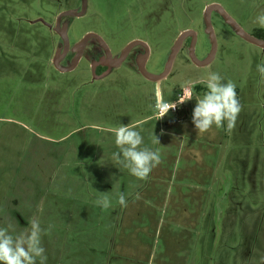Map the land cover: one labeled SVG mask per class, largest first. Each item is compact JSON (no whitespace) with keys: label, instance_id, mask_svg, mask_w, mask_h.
I'll list each match as a JSON object with an SVG mask.
<instances>
[{"label":"rangeland","instance_id":"374dc122","mask_svg":"<svg viewBox=\"0 0 264 264\" xmlns=\"http://www.w3.org/2000/svg\"><path fill=\"white\" fill-rule=\"evenodd\" d=\"M212 3L223 6L246 32L261 36L264 29L252 18L264 9V0H88L69 37L74 42L96 33L113 53L144 41L151 51L147 69L159 74L185 30L198 33V59L208 56L204 11ZM81 6L82 0H0V140L13 150L0 154V163L10 161L14 168L22 157L20 174L37 175L50 195L63 189L49 190L52 175L61 180L68 164L113 161L111 153L118 149L112 129L121 124L134 126L144 146L159 151L160 162L145 179L134 180L127 194L135 217L125 210L120 217L104 211L70 218L59 231L51 228L50 240L45 237V244L59 249L51 256L45 250L44 264H264V79L256 69L264 64V50L241 39L217 15L211 19L217 52L209 66H195L184 44L160 85L163 99L175 102L184 80L216 71L236 85L241 104L231 131L213 126L200 134L192 117H152L157 85L129 62L97 81L84 61L69 73L54 69L59 39L49 26ZM191 91L192 112L202 93ZM88 172L79 168L76 177L85 179ZM112 175L98 178L103 185L97 181L86 193L114 198L123 192L125 178L115 170Z\"/></svg>","mask_w":264,"mask_h":264},{"label":"clouds","instance_id":"9594fccd","mask_svg":"<svg viewBox=\"0 0 264 264\" xmlns=\"http://www.w3.org/2000/svg\"><path fill=\"white\" fill-rule=\"evenodd\" d=\"M252 23L264 29V9L257 11L252 18ZM256 69L264 79V64L258 63ZM197 84H202L205 91L195 98V106L192 111L191 123L194 130L200 134L207 133L213 126L231 131L241 112V104L237 97L236 85L232 81L225 82V78L216 71H209L206 77L201 79L184 80L181 84L182 95L175 102L163 99L162 91L158 85L155 90V103L153 111L164 118L179 105L193 100L192 89ZM115 135L117 151L111 153V159L137 179H145L151 170L160 162L159 151L144 146V138L132 125H124L112 129ZM155 142L160 143L155 135ZM117 202L121 208L128 206L126 193H120ZM102 209L111 206L109 197L104 194L95 201ZM52 226L42 227L41 221L33 217L24 226L23 231L17 232L9 224L0 226V264H44L46 259L45 249L42 247V237L51 231Z\"/></svg>","mask_w":264,"mask_h":264},{"label":"crops","instance_id":"0c3cea01","mask_svg":"<svg viewBox=\"0 0 264 264\" xmlns=\"http://www.w3.org/2000/svg\"><path fill=\"white\" fill-rule=\"evenodd\" d=\"M198 95V94H197ZM187 106V103H186ZM189 109V108H188ZM190 111V109H189ZM192 112L190 111V114ZM154 115L152 117H156ZM192 117V115H190ZM190 117L188 119H190ZM7 145V146H6ZM0 154L12 153L13 150L10 148L9 141L0 140ZM6 159V156L4 160ZM23 158L19 159L17 166L14 168L11 166V162L6 165V162L0 163V170H3V175L0 177V226H7L11 224L17 232L23 231L24 226L29 223V221L36 217L41 221L42 227H48L46 220H52V228H56L58 231L61 225L67 224L70 218H88L94 215H100L99 213H104L109 216L112 213L115 217H120L122 214L118 215L119 212L128 210V216H136V206L131 207V205L126 208H121L117 202V197L120 193L131 194L130 191L135 187L134 180L137 178L131 176L126 170L120 168L118 164L114 161L101 162V163H74L68 164L69 172L66 175H62L61 180H57V177L54 175L51 177L50 184L48 186L49 190H52L54 186L62 187V190L55 189L50 195L42 188L44 183L36 175L34 178L28 177V175L23 173L20 174L22 169ZM64 166H62L63 168ZM33 167H31L32 170ZM42 169V167H40ZM82 168L85 171H89L85 175V179L76 177V170ZM96 171L95 173L93 172ZM113 170L121 177L125 178L124 191L118 192L114 198H110L111 206L108 209H102L98 207L95 201L102 196H90L87 194V186H96V182H100V185H103L102 181H99L98 178L102 179L105 174H108L109 177L113 176ZM118 171H123L118 173ZM13 171H17L13 173ZM20 187V189H18ZM112 187V186H110ZM46 188V185H45ZM121 189V185H120ZM92 194V190L90 189ZM48 196V197H47ZM50 196V197H49ZM115 199V200H114ZM44 220V221H43ZM77 227L80 228L78 231L81 235V227L79 222ZM60 234V233H58ZM79 235V236H80ZM50 234L42 237V247L47 250L48 254H52V250L59 249V245L50 244L45 240L47 237L48 240ZM70 241V240H69ZM72 244L71 246H74ZM51 247V249H49ZM51 256V255H50ZM38 262V261H37Z\"/></svg>","mask_w":264,"mask_h":264},{"label":"water","instance_id":"95a60500","mask_svg":"<svg viewBox=\"0 0 264 264\" xmlns=\"http://www.w3.org/2000/svg\"><path fill=\"white\" fill-rule=\"evenodd\" d=\"M87 1L88 0H82V6L80 8L61 13L60 16L57 18L56 24L54 26H49L52 31L59 37L56 51L51 59V64L54 69L60 73H69L74 71L78 67L88 43L91 40H94L99 44V47L104 52V56L101 58L99 64L109 66V71L102 78L108 76L111 70L120 68L123 63L127 60L128 56L133 51V49L140 47L142 48L143 53H140L135 60V67L137 69V72L146 80L155 83L157 86H160L161 83L165 79H167V77L171 74L175 60L181 52L187 39L191 40L190 45L187 49L189 53V58L195 66L206 67L214 61L217 52V42L215 37V31L211 21L213 13L221 17L226 23V25H228L232 29V31L241 39L264 50V39L255 37L246 32L228 14V12L223 8V6L218 3H212L206 6L204 11V33L206 37H208L211 46L208 56L204 59H198L196 55L198 33L192 29H188L180 33L178 39L171 47V50L167 57L164 71L159 74H153L150 73L147 69V63L149 61L151 51L149 45L144 41H131L118 54L113 55L106 41L100 35L90 32L87 33L80 41L76 42L71 46L69 29L74 18L83 17L86 14ZM63 19L65 20L63 21ZM97 65L98 63H96L95 61L92 62L93 74H95Z\"/></svg>","mask_w":264,"mask_h":264},{"label":"flooded vegetation","instance_id":"af4514ba","mask_svg":"<svg viewBox=\"0 0 264 264\" xmlns=\"http://www.w3.org/2000/svg\"><path fill=\"white\" fill-rule=\"evenodd\" d=\"M208 6V5H207ZM216 16L217 14H215V13H213L212 14V17L213 16ZM218 16V15H217ZM212 17H211V19H212ZM65 19H63V21H64ZM57 21V20H56ZM55 24H56V22H55ZM54 24V25H55ZM69 31H70V29H69ZM85 36V35H84ZM83 36V37H84ZM58 37V36H57ZM82 37V38H83ZM59 38V37H58ZM81 38V39H82ZM80 39V40H81ZM80 40H78V41H80ZM78 41H74V42H71V46L73 45V44H75L76 42H78ZM190 39H187L186 41H185V43H186V45H187V48L189 47V45H190ZM107 43V42H106ZM109 46V45H108ZM111 50V49H110ZM112 52V51H111ZM119 53V52H118ZM118 53H113L112 52V54L113 55H116V54H118ZM140 53H143V50H142V48H140V47H137V48H135V49H133V51L130 53V55L128 56V58H127V60L124 62V63H126V62H129L130 64H132L133 66H134V68H135V70L137 71V69H136V67H135V60H136V57L140 54ZM104 56V52L102 51V49L99 47V44L96 42V41H94V40H91L89 43H88V45H87V47H86V49H85V52H84V54H83V57H82V59H81V61L79 62V65H80V63L81 62H86V63H89V65H90V69L92 70V62L93 61H95L96 63H98V65L96 66V70H95V74H93V76H94V81H97V80H102V79H104V78H102V77H104V75L109 71V66H107V65H103V64H99L100 63V60H101V58ZM69 57H70V54H69ZM123 63V64H124ZM78 65V66H79ZM78 68V67H77ZM76 68V69H77ZM75 69V70H76ZM115 69H113V70H111L110 72H109V75L114 71ZM92 73H93V71H92ZM204 91H202L201 93H203Z\"/></svg>","mask_w":264,"mask_h":264},{"label":"trees","instance_id":"16d2710c","mask_svg":"<svg viewBox=\"0 0 264 264\" xmlns=\"http://www.w3.org/2000/svg\"><path fill=\"white\" fill-rule=\"evenodd\" d=\"M259 35L261 36H256L258 38L264 39V31L260 30L258 32ZM195 89L201 93L202 91H205L202 87H195ZM178 121H184L187 120L190 117V111L186 105H183L179 111L176 113Z\"/></svg>","mask_w":264,"mask_h":264},{"label":"built area","instance_id":"2783aa9c","mask_svg":"<svg viewBox=\"0 0 264 264\" xmlns=\"http://www.w3.org/2000/svg\"><path fill=\"white\" fill-rule=\"evenodd\" d=\"M182 94H183V93L178 94V97H179L180 95H182ZM184 105H186V103H185ZM182 106H183V105H179V106L177 107V109L172 110V111H170L169 113H175V114H176ZM157 116L160 118V116H159L158 114H157Z\"/></svg>","mask_w":264,"mask_h":264}]
</instances>
